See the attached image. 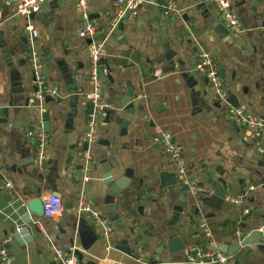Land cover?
Returning a JSON list of instances; mask_svg holds the SVG:
<instances>
[{
    "label": "crops",
    "instance_id": "1",
    "mask_svg": "<svg viewBox=\"0 0 264 264\" xmlns=\"http://www.w3.org/2000/svg\"><path fill=\"white\" fill-rule=\"evenodd\" d=\"M199 1L143 0L138 17L105 38L101 34L107 31L115 2L88 0V18L103 31L96 40L103 41L109 55L105 61L110 70L103 69L109 78L102 79L104 94L113 106L109 112L122 124L103 118L97 142L85 150L88 44L77 35L83 19L75 0H47V9L43 6L30 16L38 32L34 44L45 87L59 93L57 99L42 103L49 132L45 162L39 165L27 137L34 120L27 98L36 88L27 20L15 14L10 0H0V248L7 252L9 264H56L54 251L69 246L75 247L78 264H185L182 251L170 254L166 242L177 236L185 247L201 244V222L217 249L235 246V231L248 236L264 226V154L256 151L244 128L228 119L229 104H218L205 78L194 71L198 50L210 52L222 70L226 92L235 96L239 108L264 120V0H229L245 28L237 39L217 38L210 27L216 13L209 6L207 13L198 10ZM171 3L179 8L178 17L163 14ZM128 90L133 116L118 105ZM160 131L169 132L180 146L188 176L199 187L207 192L213 184L223 188L225 199L218 210L190 201L184 213L174 211L181 185L168 184L176 176L154 142ZM85 151L93 162L86 198L104 212L114 232L110 245L98 239L87 249L73 227L84 218L76 207ZM105 172L127 183L114 198L113 210L105 204ZM7 183L13 190L5 188ZM51 194L60 199L62 212L39 218L27 211V201ZM112 216H118L117 226ZM17 226L22 227L20 233ZM228 264H264V250L247 245L230 256Z\"/></svg>",
    "mask_w": 264,
    "mask_h": 264
},
{
    "label": "built area",
    "instance_id": "2",
    "mask_svg": "<svg viewBox=\"0 0 264 264\" xmlns=\"http://www.w3.org/2000/svg\"><path fill=\"white\" fill-rule=\"evenodd\" d=\"M47 0H10L15 14L27 20L25 30L30 36L29 42V63L31 73L34 79L33 92L27 98V105L33 110V127L27 133V137L35 146L36 162L42 165L45 162V148L47 144V135L42 129V103L46 98L57 99L58 91L55 88H46L41 72V59L34 44L37 38V30L30 23V16L39 13ZM204 3L213 8L217 22L222 25L228 34L234 38H241L245 34V28L238 14H236L229 0H203ZM115 9L109 16L107 31H104L105 38L115 32L117 27L125 22H133L139 14V8L143 0H114ZM76 9L83 19V24L77 30L79 38L89 40L87 46V76L90 82V92L87 95V101L92 106V111L88 114L85 122V130L82 137L87 146L94 145L97 142V131L99 122L105 118L106 114L112 109L111 102L105 97L104 83L99 76V60H106L109 55L104 48L103 41L96 40L98 34L103 33L100 27L88 18V0H75ZM163 14L165 16L178 17L179 8L171 3L164 6ZM264 29V26H263ZM104 38V39H105ZM194 71L206 78L210 93L218 104H226L227 92L222 79L218 74V67L210 52L199 49L196 53ZM226 113L228 119L237 127L244 128L249 134L255 145L256 151L264 154V120L257 115L247 112L239 107L227 105ZM154 142L160 147L162 156L170 162L175 168L176 181L179 185H186L190 194H200L205 190L199 187L189 176L187 163L182 155L180 146L174 141L173 136L166 131L158 132L154 137ZM109 156V153L106 154ZM92 157L88 151L82 153V166L78 173L81 176V189L77 202L76 212L79 216L88 220L95 230L99 239L107 246L113 238L114 232L111 223L108 221L104 212L95 207L93 203L86 198L85 187L92 179L88 172L92 165ZM9 191L13 190L11 183L5 184ZM239 203L238 199L234 200ZM43 216L50 218L63 211V204L56 195H49L42 200ZM248 213L247 209L243 210ZM204 241L201 244L187 246L182 250L185 264H228L230 256L220 252L213 241L205 222L199 224ZM21 226H17L16 231L20 233ZM260 234L259 240L264 244V226L257 229ZM237 237H241L239 231H235ZM54 260L56 264H78L75 254V247L69 246L66 249L54 251ZM0 264H9V256L4 249L0 248Z\"/></svg>",
    "mask_w": 264,
    "mask_h": 264
},
{
    "label": "water",
    "instance_id": "3",
    "mask_svg": "<svg viewBox=\"0 0 264 264\" xmlns=\"http://www.w3.org/2000/svg\"><path fill=\"white\" fill-rule=\"evenodd\" d=\"M163 0H159L158 4L161 3ZM196 8L199 10L202 8V10H205L204 13H207V5L204 3L203 0H200L196 3ZM45 9H47L46 4L43 5ZM209 15V14H208ZM206 14V17H208ZM211 30L213 34L217 36V38L221 39L223 37H226L228 34V31L219 23H217L216 20L213 19L211 25ZM102 37H105L104 34H101ZM98 38V37H97ZM96 38V39H97ZM90 41L87 40V44H89ZM99 76L101 79L108 78V76H104L103 69L110 70V66L106 63L105 60H99ZM62 74H65V72H62ZM218 74L220 78H222V70L218 71ZM206 80V78H205ZM207 83V80H206ZM132 101V94L131 91H126L118 100L119 110L126 112V114H130L133 116L134 112L131 110L133 108ZM226 102L232 106V107H238L239 104L237 102V99L235 96L231 93H227ZM92 111V106L90 105V111L89 114ZM41 121H42V129L45 134L49 132V122H48V114L46 112H42L41 114ZM106 123L114 122L115 124H122V120L120 118H115V112H108L105 116ZM120 122V123H119ZM126 123H124V126ZM153 125V124H151ZM124 134V132H122ZM102 144L108 145V142H102ZM87 148V144H83V149L85 150ZM175 170V168H174ZM127 177V176H126ZM103 183L107 187L106 197H105V204L109 205L111 208L110 210H113L117 208L116 206H112L113 200L115 197H120V193L127 188V183L124 179H113L111 178L110 174L108 172H105L103 175ZM126 183V185H124ZM170 185H175L176 180L175 177H170V182H168ZM207 184H212V181H207ZM36 194H39L37 191ZM179 194L181 195L179 200L175 202V208L174 211L177 213H184L186 211L187 205L190 203V201H198L201 205L209 208H213L215 210H218L223 203V200L225 199V192L223 188L218 184H213L212 191L207 192L204 191L200 194H191L188 198L190 191L189 188L186 185H181L179 187ZM188 198L187 202L185 199ZM25 207L27 211L30 214H33L39 218H42L43 216V206H42V200L40 198H34L32 200H29L26 202ZM118 216L111 217L110 221L114 222V225L117 226L119 224ZM74 229L77 233V235L81 238L83 241L82 246L84 249H87L91 244H93L96 240L99 239L98 236H96L93 233L91 224L89 221L85 220L84 218H79L77 222L74 224ZM260 234L256 230L255 232H252L248 236L245 234H242L241 237L237 239V244L235 246H219L218 250L222 253L228 254L229 256H233L237 251H239L242 247H245L247 245H255L258 249L264 250V244H262L259 240ZM167 251L170 254H174L177 252H181L185 245L181 241V239L177 236L172 237L167 240L166 242ZM127 254L131 255L129 252V249L127 248Z\"/></svg>",
    "mask_w": 264,
    "mask_h": 264
}]
</instances>
